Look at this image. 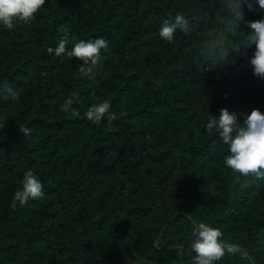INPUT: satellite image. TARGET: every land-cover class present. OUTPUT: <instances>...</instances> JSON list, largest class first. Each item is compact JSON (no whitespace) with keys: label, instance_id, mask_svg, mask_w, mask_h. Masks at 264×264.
I'll return each instance as SVG.
<instances>
[{"label":"trees","instance_id":"trees-1","mask_svg":"<svg viewBox=\"0 0 264 264\" xmlns=\"http://www.w3.org/2000/svg\"><path fill=\"white\" fill-rule=\"evenodd\" d=\"M225 3L46 0L30 22L0 23V86L19 93H0V264H193L200 223L237 248L215 264H264V180L229 168L228 145L206 130L221 108L238 122L264 113L246 23L264 10L245 4L229 30ZM176 14L191 31L168 42L159 28ZM65 34L69 51L108 41L92 75L49 54ZM105 100L115 118L89 121ZM28 170L44 196L13 207Z\"/></svg>","mask_w":264,"mask_h":264},{"label":"clouds","instance_id":"clouds-1","mask_svg":"<svg viewBox=\"0 0 264 264\" xmlns=\"http://www.w3.org/2000/svg\"><path fill=\"white\" fill-rule=\"evenodd\" d=\"M224 2V0H222ZM46 0H0V23L9 31L15 29L18 22L28 23L35 19V15ZM247 4L251 10L254 4H258L264 10V0H226L225 7L231 21L227 25L229 30L238 29L239 21L243 19V6ZM251 29L248 36V45L255 44V52L250 60L254 75L264 78V18L259 20L246 21ZM180 30L184 33L191 31L189 20L181 15L164 19L159 28L162 39L171 42L175 33ZM68 35L61 37L55 49L49 48V54L54 51L59 57L67 54L69 57H76L83 61L78 67V75L90 76L95 68L101 63V51H107L108 41L103 37L78 43L67 50ZM0 93H8L14 98H18V90L9 85L0 86ZM73 98H68L60 105L62 111L68 112L73 104ZM110 101H103L93 104L86 112L89 121L98 123L107 118L111 122L115 117L110 113ZM213 129L218 132L222 142L228 145L229 155L225 159V164L232 170L242 175L253 174L256 179L264 180V113L254 108L250 114H245L242 122L237 121L235 113H230L227 108L220 109V116L217 118L209 114L206 130L211 133ZM25 136L30 134V129L20 127ZM44 196L43 184L32 170L24 173L22 187L14 193L12 206L16 203L24 205L29 199H41ZM222 232L210 227L205 223H200L194 232L195 239L191 243V248L196 253L193 264H215L220 260L225 252L235 253L237 248L227 244H222Z\"/></svg>","mask_w":264,"mask_h":264}]
</instances>
